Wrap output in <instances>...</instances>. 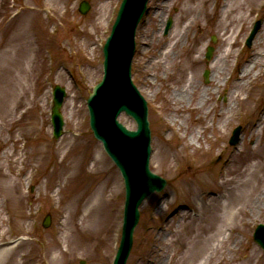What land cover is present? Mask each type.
Wrapping results in <instances>:
<instances>
[{
    "label": "rangeland",
    "instance_id": "1",
    "mask_svg": "<svg viewBox=\"0 0 264 264\" xmlns=\"http://www.w3.org/2000/svg\"><path fill=\"white\" fill-rule=\"evenodd\" d=\"M80 1L0 0V173L9 179L1 181L6 182L10 199L0 213V232L12 241L11 247L18 245V264H49L51 258L56 264H112L120 238L123 182L89 129L85 99L102 77V46L121 0H86L90 6L86 15L78 11ZM181 1L149 0L135 36L131 78L148 107L149 166L167 185L141 204L126 264H146L172 254L181 258L182 246L192 245L187 224L193 218L199 243L195 249L202 256L188 264H202L209 245L203 241L206 222L194 217L199 215V198L222 192L218 175L237 180L240 172L254 167L264 156V0L239 22L231 39L232 53L222 62L218 89L211 76L218 55L226 48L222 41L229 31L222 36L220 26L226 0H205L194 18L182 14ZM169 18L172 27L165 35ZM258 20L260 28L246 46ZM209 45L214 51L207 61ZM27 48L33 52L28 60L21 62L20 58L19 62V54ZM185 59L192 62L187 65L193 68L197 87L190 105L197 103L204 89L209 97L195 113L171 96L191 75L189 70L176 78ZM251 62L255 66L243 80L246 85L237 97L243 101L240 104L230 93L238 84L240 71ZM22 68L28 73L26 79ZM56 85L66 92L60 109L64 125L58 139L52 137L50 124ZM17 97L23 103L14 111ZM209 105L213 111L204 118ZM230 105L232 110L226 111ZM215 111L221 114L218 121ZM170 115L176 117L173 122ZM118 120L135 129L124 113ZM236 126H241V135L237 145L230 146L228 139ZM197 130L199 142L192 137ZM97 159L100 161L94 166ZM259 176L263 181L258 193H264V172ZM252 199L254 196L249 202ZM247 211L248 218L240 216L236 228L225 233L228 239L210 243L216 249L209 248L213 252L207 264L217 260H222L220 264H264V251L252 238L256 225L264 224V201L252 209L247 206ZM96 214L99 222L93 224L91 218ZM47 215L49 224L43 227ZM218 225L213 226V233ZM247 257L252 259L245 263Z\"/></svg>",
    "mask_w": 264,
    "mask_h": 264
},
{
    "label": "water",
    "instance_id": "2",
    "mask_svg": "<svg viewBox=\"0 0 264 264\" xmlns=\"http://www.w3.org/2000/svg\"><path fill=\"white\" fill-rule=\"evenodd\" d=\"M147 0H122L110 36L103 47V79L89 93L87 107L89 124L94 137L102 142L106 153L117 165L125 185V205L121 245L114 264H125L132 244L133 230L138 221V205L149 194L160 191L165 180L148 170L150 132L146 103L130 79V62L134 52V35ZM80 12L85 14L88 5L83 2ZM171 20L166 25L169 29ZM250 36L248 43L251 41ZM208 48L206 57L211 56ZM65 93L54 89L52 108L53 135L59 137L63 120L59 112ZM124 111L136 124V131H128L116 118ZM238 129L235 131L237 133ZM233 142V139H232ZM49 220L44 222L47 226ZM256 241L264 248V225L255 232Z\"/></svg>",
    "mask_w": 264,
    "mask_h": 264
},
{
    "label": "bare ground",
    "instance_id": "3",
    "mask_svg": "<svg viewBox=\"0 0 264 264\" xmlns=\"http://www.w3.org/2000/svg\"><path fill=\"white\" fill-rule=\"evenodd\" d=\"M205 0H183L181 1L183 4L182 8V14L186 18L192 17L196 15V11L198 8V5ZM259 7V0H226V3L224 4L222 10L223 16L222 21L224 24H220L222 26L223 34L225 35L227 31L228 34L225 38H223V43H225L226 48L221 51V53L218 55V59L215 62L214 65V73L211 76V81L215 84V88L218 89L221 85V81L219 79V76L223 72V65L222 62H225L226 59L231 55V47L233 46V42L231 41L232 36L234 35L235 31L238 28L239 22L244 21V17H250L251 12L254 9H257ZM250 9V11L247 14V10ZM237 22V23H236ZM233 25V28H229ZM185 36V31L183 32ZM181 34L178 35V37ZM177 38V35H176ZM179 42L178 40L176 43ZM173 47V46H172ZM171 49V48H170ZM170 49L167 51V53L170 51ZM33 52L32 49L27 48L22 55L19 54V62L20 58L22 59L21 62L28 60L27 57L30 55V53ZM162 54H159V57H161ZM173 58V57H171ZM197 61V59H196ZM199 61V59H198ZM152 62V60L149 62V64ZM191 62V61H190ZM190 62H187L186 59L180 64L181 69L179 70V73H177V79H181L186 71L190 70ZM195 61H193L194 63ZM192 63V62H191ZM189 64V65H187ZM255 62H251L250 64L246 65V67L240 71L238 75V84L234 86L230 93V97L232 99H235L237 102L242 104L243 101L238 100L239 91L243 89V86L246 85V81H243L245 77L249 74L250 70L253 69ZM189 66V67H188ZM228 66V64H227ZM193 69V68H192ZM192 69L190 70V76L186 80L185 84L181 86L180 88H174L172 91V98L176 102H184L186 103L187 111H191L192 113H195L199 109H201L208 101V93L204 89L201 91L200 94L197 96V103L195 105H190V99L191 96L194 94V89H197L196 85L194 84V78L192 75ZM22 78L26 79L28 73L22 68ZM225 79V78H224ZM22 98V97H21ZM15 105H14V111H17L22 106V101L20 100V97L15 98ZM232 106L230 105L226 111H230ZM183 111H186L182 109ZM213 111V107L211 105L207 106L206 110L204 111L205 117L207 118L210 113ZM181 112V109L179 110ZM6 114L9 113V110L6 109ZM16 113V112H15ZM220 112L215 111L214 119L220 120ZM169 117V120L171 122L174 121L176 117ZM199 131L197 130V135L192 136L196 139L197 142H199ZM193 142V141H192ZM239 155V154H238ZM100 160H95V165ZM234 164H236L234 162ZM264 172V156L260 157V160L258 163L254 165V167L247 168L245 171L240 172L238 175V179H233L232 177H226L227 174L224 175H218L217 178H219L218 183L221 187H223L222 192L220 193H213L209 197L210 198H199L201 202L197 206L196 212L199 213L198 216L200 220L205 221L206 224L202 226L203 228V241L209 245V248H211L213 251L216 249L214 247H210V243L217 241L218 244L228 239L229 235H225L226 232H232L236 228V224H238V219L240 220V216L248 218V211L247 206H251V209L258 206L259 203L264 201V193H258L259 184L263 181L262 177L259 176V173ZM229 175V173H228ZM7 182L9 179L6 177L5 174L0 173V196L2 199H0V213H3V204L10 202V199L7 197L8 192L6 190L5 181ZM13 181V180H12ZM190 184V182H188ZM185 185L186 182L184 183ZM13 185L17 186V183L13 181ZM254 196V199H252V202H249V199ZM168 203H171L168 201ZM92 210V209H91ZM221 214L219 217H217V214ZM183 217H186V213L182 215ZM216 217V219H215ZM92 223L97 224L99 222V216L98 214L93 215ZM196 220L193 218L187 226L189 227V230L187 232L192 230V240L190 247L182 246L184 251L181 252V258H176L175 255H166L169 257H162L160 260H153L148 261L146 264H188V261L191 260L195 262L197 259H199L202 255L200 253L196 252V247L199 244L197 240V234H195L196 228L195 224L197 222H194ZM197 221V220H196ZM219 222L218 228H216L212 232L213 226ZM241 222V220H240ZM2 224L0 223V230L2 229ZM167 236H165L166 240ZM200 240V239H199ZM12 241H10L8 238L5 237V232H0V264H18L19 252H18V245L11 247ZM185 244V243H184ZM196 246V247H195ZM209 248H207V251L204 254H207L205 261L202 264H207L212 259V252L209 251ZM203 254V255H204ZM252 257H247L245 260V263L250 262ZM55 259L51 258L48 259L49 264H56L54 262ZM222 263V260L214 261V264H220Z\"/></svg>",
    "mask_w": 264,
    "mask_h": 264
}]
</instances>
